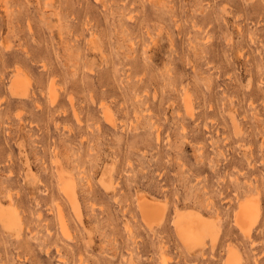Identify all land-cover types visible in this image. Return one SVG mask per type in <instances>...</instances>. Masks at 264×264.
Here are the masks:
<instances>
[{"label": "rangeland", "instance_id": "1", "mask_svg": "<svg viewBox=\"0 0 264 264\" xmlns=\"http://www.w3.org/2000/svg\"><path fill=\"white\" fill-rule=\"evenodd\" d=\"M229 263L264 264V0H0V264Z\"/></svg>", "mask_w": 264, "mask_h": 264}, {"label": "bare ground", "instance_id": "2", "mask_svg": "<svg viewBox=\"0 0 264 264\" xmlns=\"http://www.w3.org/2000/svg\"><path fill=\"white\" fill-rule=\"evenodd\" d=\"M17 82H19V81H16V83ZM72 195H73V192H72ZM250 208L251 207H250L249 202L247 200L242 205V214L241 215L240 214L238 215V213H237V219H236L237 220V223L241 226V229L240 230H242L243 232H246V233L248 232V227H249L248 223L249 222L252 223L253 220L255 218H257V217H254L256 215V213H255V215H253L252 210ZM141 209H143L142 214L146 217V219L153 218L154 217V216H151L150 215V212H149L150 210L148 209V207H143ZM177 222H178V234H179V236L182 237V239H184V238H185V240L187 239V241L188 240H191L192 241V239L194 240V238H195V232H193L192 229H191V227L186 224L185 218L183 220H180L179 217H178ZM230 256H231L230 263H232L231 261H233L234 259H236V256H235L234 252H231L230 253Z\"/></svg>", "mask_w": 264, "mask_h": 264}]
</instances>
